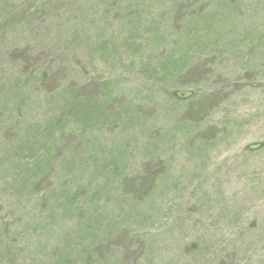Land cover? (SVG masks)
<instances>
[{"label": "rangeland", "instance_id": "obj_1", "mask_svg": "<svg viewBox=\"0 0 264 264\" xmlns=\"http://www.w3.org/2000/svg\"><path fill=\"white\" fill-rule=\"evenodd\" d=\"M2 1L0 244L19 232V264H81L110 231L87 264H264V0H44L34 71L12 17L43 0ZM50 63L49 101L14 107Z\"/></svg>", "mask_w": 264, "mask_h": 264}, {"label": "trees", "instance_id": "obj_2", "mask_svg": "<svg viewBox=\"0 0 264 264\" xmlns=\"http://www.w3.org/2000/svg\"><path fill=\"white\" fill-rule=\"evenodd\" d=\"M58 1H59V2H57V3H59L58 6L63 5V4H61V3H63V2H61V0H58ZM0 2H3V1L1 0ZM21 4L24 5L23 0H21ZM30 5H31V7H33V10H35L31 17H29L28 19H25V20H24L23 16H19V15H15V16L12 17L13 21H17V22H15V25L12 24V26H13L12 30H13L14 34L16 35L17 39H18L17 40L18 46L15 47L14 57L20 58L24 62H29V63H31V61L34 60L31 63V69L32 70L33 69L36 70L37 66L35 64H36L37 61H40V56H41L40 54H41V51L43 50V48L45 46L43 44L46 41V39L43 40L44 33H45V31H44L45 27L41 28L43 25L39 24L38 19L40 20V23H42L41 17H40L41 12H43V11L44 12L45 11L50 12L51 9L46 6V4L44 3V0L40 1L38 3L39 8L36 5H34L33 3H31V2H30ZM57 7H54L52 9L55 11L57 9ZM103 10L100 11L101 14L104 12ZM95 18H96V16H95ZM87 19H89V17ZM87 19L84 17V20H87ZM54 41H56V40H53L52 38H50V41H48L46 43V45H48L50 47H53V48H58V47H55V46L50 44L51 42H54ZM68 47H69V45L65 44V47L62 48V52L64 54H66L68 52V50H67ZM53 69H54V66H53L52 63H50L49 65L44 66L40 70V72H38L35 76H33L31 73H29V74H27L26 78H22V80L19 83L24 84L25 88L21 87L20 90H19L20 92H18V93H21V91L24 90V89L27 92L24 95H22V94L19 95L18 93H14L13 96L9 97V98H11V101H12V104L14 105V107L18 106L19 109H21V107L23 105H26L29 102V99L31 98V96L34 93L37 94V91L39 89H41V88H43V91H44V95L41 96V99L44 100L45 102L49 101V95H50L51 92H49L47 90V86H48L47 85V81L49 80L48 77H50ZM1 75L2 74H1V71H0V76ZM178 75H180V73H175V77H177ZM87 82H88V80H87ZM85 83L86 82H84V81L83 82H79V86H77V87L72 89V91H71L72 94L75 95L81 89L80 87L85 86ZM29 93H31L30 96H29ZM53 93L55 95H58V96L62 97L63 94H64V91L61 90V88H59V89H56L55 92H53ZM33 96H35V95H33ZM70 97H72V96L69 95L68 99ZM61 103H62V106H64L66 104V101L64 100ZM85 104H86V102L81 103L80 105H82V106H78V108L80 110H84L86 115H88V111H89L90 107L87 104L86 105ZM83 105H85V106H83ZM97 107L100 110H102V109H104L105 104L98 101ZM72 109H74V107H72ZM91 111L94 113L95 117L99 116V114L96 113L94 110L91 109ZM82 119L86 120V122H87L86 124H90L96 118L89 117V118H82ZM80 129H82V128L80 127ZM59 133L63 134L62 131L59 132ZM17 152H19V150H17ZM153 153L154 152L152 150V153L144 154L143 155L144 156L143 157V159H144L143 162L145 163L146 160L153 155ZM37 161H40V159H36L34 161V164L37 165ZM16 163L19 164V160H17ZM41 166H42V164L40 165V168H41ZM0 168L1 169H6V165H4V163L2 162V163H0ZM24 168L30 169L28 166H25ZM125 186L128 187V188L126 189V192H124V193L127 196H129V200L130 199H135L138 202L141 201V199H143V197H144L141 194L142 191H143V193H146V191L148 193L149 188H150V185H146V184H143V183H140V182H138V186H135V185H133L131 183L126 184ZM119 188H120V186H119ZM127 216H128V214H126V216H124V218H126ZM125 220H127V218ZM9 233L13 235V236H10L11 240L8 243H1L0 244V264H19V262L15 258L16 250L13 248L16 245V237H17V234L19 232L17 230L13 229V227H12V229H11V231ZM110 233H111V231L107 235L105 233H103L100 236H98L96 233H94V234L91 233V238L92 239L89 242H85L84 243V251L88 255L81 261V264H87L86 261H89L91 258H93V254H96V249H97V246H98L97 243L101 244V243H104L105 241H107L108 236L110 235ZM23 238H24V243H25V237H23ZM75 250H76V247L74 249H72L70 252L75 251ZM65 259L67 261L70 260L69 253H67V252L61 253L59 255V257H58V254H57L56 264H67ZM109 260L110 261L106 262L105 264H121V262H123V260H124V257L122 256V251L118 250V249L113 251L112 256H109ZM89 263H90V261H89ZM100 263L101 262H97V261L95 263V260H94L91 264H100Z\"/></svg>", "mask_w": 264, "mask_h": 264}]
</instances>
